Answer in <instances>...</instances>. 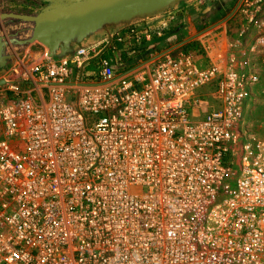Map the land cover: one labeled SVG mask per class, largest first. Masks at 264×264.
I'll return each mask as SVG.
<instances>
[{"label":"built area","instance_id":"built-area-1","mask_svg":"<svg viewBox=\"0 0 264 264\" xmlns=\"http://www.w3.org/2000/svg\"><path fill=\"white\" fill-rule=\"evenodd\" d=\"M160 17L1 79L0 264H264V135L243 122L264 0L203 56L140 57L180 23Z\"/></svg>","mask_w":264,"mask_h":264},{"label":"water","instance_id":"water-1","mask_svg":"<svg viewBox=\"0 0 264 264\" xmlns=\"http://www.w3.org/2000/svg\"><path fill=\"white\" fill-rule=\"evenodd\" d=\"M188 0H39L36 14L0 13V22L30 24L28 38L19 39L16 32L0 37V68L8 64L13 55H7L9 45L21 49L29 47L26 63L32 64L45 52L53 59L67 58L85 44L95 33L103 30L109 38L136 23L163 16ZM100 40V41H101ZM22 54L17 52L15 54ZM0 80V86L5 85Z\"/></svg>","mask_w":264,"mask_h":264},{"label":"crops","instance_id":"crops-1","mask_svg":"<svg viewBox=\"0 0 264 264\" xmlns=\"http://www.w3.org/2000/svg\"><path fill=\"white\" fill-rule=\"evenodd\" d=\"M236 2V0H218L216 5L212 6L207 3V0H188L186 3L179 4L174 11L165 15L179 16L180 23L171 26L163 37H155L151 42L144 43L140 50V57H144L153 49L173 53L197 50L202 55V46L211 45L214 48L224 46L228 40L235 37L237 31V25L229 20L230 10L234 8ZM217 12L220 13V17L216 19ZM147 21L136 23V25H144ZM201 25L206 27L198 29ZM106 31L95 33L89 40L84 41L85 44L95 40L100 41ZM122 31L124 29L120 32ZM204 60L206 63L209 62L207 57Z\"/></svg>","mask_w":264,"mask_h":264},{"label":"rangeland","instance_id":"rangeland-1","mask_svg":"<svg viewBox=\"0 0 264 264\" xmlns=\"http://www.w3.org/2000/svg\"><path fill=\"white\" fill-rule=\"evenodd\" d=\"M217 1L218 0H207V3L214 6L216 5ZM39 10V0H0V13L12 12L17 14H36ZM231 11L232 10H230V12ZM219 17L220 13L217 12L216 19ZM30 27V24L9 21L0 22V37H7L9 34L20 32V30L28 29ZM204 27L206 26L201 25L198 29H203ZM29 35L30 32L27 30L25 32H20V34H18V38L25 39L28 38ZM16 51L22 52V54H15ZM28 51L29 47H25L23 49L12 45L7 47L6 54L13 55V57L10 58L7 65L0 68V80L19 65L22 66L25 63L27 67L29 66L26 63ZM254 63L255 73L258 75V82L252 87L249 99L246 101V106L243 112V122L250 127V130L253 132V134L262 136L264 135V54L258 56ZM212 91V88L209 87L203 93L204 96L200 99L201 102H204V105H207L204 109L217 107L215 99L210 94ZM204 111H201V114H204Z\"/></svg>","mask_w":264,"mask_h":264}]
</instances>
